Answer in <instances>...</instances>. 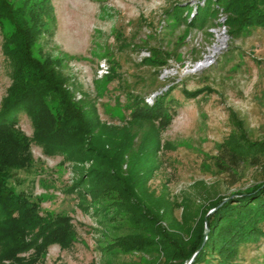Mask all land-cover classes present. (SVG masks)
Instances as JSON below:
<instances>
[{
    "label": "trees",
    "instance_id": "trees-1",
    "mask_svg": "<svg viewBox=\"0 0 264 264\" xmlns=\"http://www.w3.org/2000/svg\"><path fill=\"white\" fill-rule=\"evenodd\" d=\"M167 1L170 25L191 30L221 24L233 38L264 28V0ZM54 25L50 0H0L2 47L12 65L0 105V264H38L49 244L64 245L73 236L69 215L40 211L38 200L19 187L25 177L17 172L34 163L33 142L70 163L62 189L101 226L103 253H139L150 264H243V246L264 238V139L249 137L232 110L233 128L211 155L214 172L233 185L252 169L251 183L202 200L153 187L150 180L169 147L163 133L181 101L172 87L131 95L122 122L103 120L94 99L75 97L60 57L44 53L39 38ZM182 90L187 98L201 91ZM22 110L33 123L32 136L16 127Z\"/></svg>",
    "mask_w": 264,
    "mask_h": 264
},
{
    "label": "rangeland",
    "instance_id": "rangeland-1",
    "mask_svg": "<svg viewBox=\"0 0 264 264\" xmlns=\"http://www.w3.org/2000/svg\"><path fill=\"white\" fill-rule=\"evenodd\" d=\"M50 1L55 25L39 42L45 54L60 57L75 97L86 93L94 99L103 120L122 122L131 95L151 96L172 87V95L181 101L163 133L169 147L150 180L153 187L166 186L179 199L202 200L214 191L227 194L251 183L252 169L236 184L223 182L211 155L233 128L232 110L244 120L249 137L264 139V28L233 38L221 24L191 30L170 25L164 17L167 0ZM2 40L0 29V105L12 83ZM112 73L116 76L111 79ZM184 88L201 91L187 98ZM16 127L33 134L31 118L23 110ZM31 147L34 163L17 172L25 177L19 187L38 200L40 211L69 215L73 231L69 243L49 244L38 264H86L92 259L99 264H150L139 253H103L101 226L62 189L70 181V163L59 154L46 155L34 142ZM240 260L264 264V238L243 246Z\"/></svg>",
    "mask_w": 264,
    "mask_h": 264
},
{
    "label": "built area",
    "instance_id": "built-area-1",
    "mask_svg": "<svg viewBox=\"0 0 264 264\" xmlns=\"http://www.w3.org/2000/svg\"><path fill=\"white\" fill-rule=\"evenodd\" d=\"M223 27H225V25H223ZM102 70V69H101Z\"/></svg>",
    "mask_w": 264,
    "mask_h": 264
},
{
    "label": "water",
    "instance_id": "water-1",
    "mask_svg": "<svg viewBox=\"0 0 264 264\" xmlns=\"http://www.w3.org/2000/svg\"><path fill=\"white\" fill-rule=\"evenodd\" d=\"M187 264H189V261H188V263Z\"/></svg>",
    "mask_w": 264,
    "mask_h": 264
}]
</instances>
